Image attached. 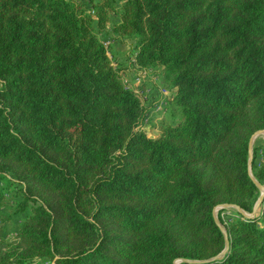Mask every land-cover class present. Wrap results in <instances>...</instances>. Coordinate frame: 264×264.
I'll list each match as a JSON object with an SVG mask.
<instances>
[{"label":"trees","instance_id":"trees-1","mask_svg":"<svg viewBox=\"0 0 264 264\" xmlns=\"http://www.w3.org/2000/svg\"><path fill=\"white\" fill-rule=\"evenodd\" d=\"M111 38L171 95L156 138ZM258 132L264 0H0V208L15 183L23 216L0 264H264V197L214 217L253 214Z\"/></svg>","mask_w":264,"mask_h":264},{"label":"rangeland","instance_id":"rangeland-1","mask_svg":"<svg viewBox=\"0 0 264 264\" xmlns=\"http://www.w3.org/2000/svg\"><path fill=\"white\" fill-rule=\"evenodd\" d=\"M84 1L87 2L88 0ZM112 37H118V35H114ZM110 44L112 46V49L111 51L110 48L109 50H107V55L109 59H111L113 62V68L121 70V73H123V71L130 70V66L133 65L135 62L130 59L129 56L131 54V48L133 44L132 41L128 38H111ZM120 61L124 63L122 64V66H120ZM133 71L135 81L133 80V83L130 84L126 81V77H124L123 82L128 85L127 88L131 87L135 92H137V96L142 101L143 107L147 109V115L145 117V120L138 127V130L142 131L148 138H156L160 134L162 127L166 124H174L175 119L173 120L170 117L172 111L170 107H168V109L160 115L153 114L151 109L157 102L164 100V93H167L170 98L171 95L167 88L162 85L161 78L157 76V70L140 71L138 73L135 70ZM145 82L148 84V86L150 87L149 90H151L152 92L146 90L145 85H143ZM150 93L154 94L151 95ZM253 156H255V160L253 159ZM253 160L254 168H258L261 161L264 160V135L256 136L253 139L251 161ZM250 173L251 175L253 173L251 167ZM7 189L8 192L6 193L8 194L7 196H5L4 204L0 208V238L6 241H13L15 239L14 233L16 232V229L19 227V225L22 223L23 216L14 215L12 212V209L17 203L16 201L20 200L19 197H15V194L18 193L17 185L13 183V185H10V187H8ZM222 209H224V211H221ZM256 213H258V211ZM214 217L220 227L223 228L224 224L228 223L233 217V208L220 207L215 210ZM10 227H12V229H10ZM9 229L10 231H8ZM10 232L11 234H9ZM35 264L48 263L36 262ZM176 264H179V262H177Z\"/></svg>","mask_w":264,"mask_h":264},{"label":"water","instance_id":"water-1","mask_svg":"<svg viewBox=\"0 0 264 264\" xmlns=\"http://www.w3.org/2000/svg\"><path fill=\"white\" fill-rule=\"evenodd\" d=\"M259 135H264V132H258V133L255 134V135L251 138V140L249 141V173H250V166H251V163H252V161H251V151H252V143H253V139H254V137L259 136ZM250 176H251V173H250ZM252 181L254 182L255 186L257 187V189H258L259 192H260V197L258 198L257 202L255 203V207H254V210H253V214H251V215L248 216V215H246L245 213H243L239 208H234V207H232V208L235 209L238 213L244 215V216L247 217V218H253V217H254V215H255V213L258 211L259 206H260V203L262 202V199H263V197H264V186L259 185V184H258L253 178H252ZM225 207H229V208H230L231 206H225ZM215 221H216V220H215ZM216 222H217V221H216ZM218 225H219V224H218ZM221 229H222V228H221ZM222 230H223V229H222ZM223 233H225V232L223 231ZM228 247H229V244H228V241L226 240V242H225V249H224L222 255L227 251ZM217 259H219V258H217Z\"/></svg>","mask_w":264,"mask_h":264},{"label":"built area","instance_id":"built-area-1","mask_svg":"<svg viewBox=\"0 0 264 264\" xmlns=\"http://www.w3.org/2000/svg\"><path fill=\"white\" fill-rule=\"evenodd\" d=\"M103 45H104V47H105V49H106V51L107 50H109V48L111 47V44H110V41L109 40H105L104 42H103ZM134 64H135V62H134ZM128 86V85H127ZM129 89L130 90H132L133 91V93H135L136 95H137V92H135L134 90H133V88H131V87H129ZM164 100L163 101H160V102H157L153 107H152V113L153 114H155V115H160V114H162V113H164L167 109H168V107H169V103L171 102V98H170V96L166 93H164Z\"/></svg>","mask_w":264,"mask_h":264},{"label":"crops","instance_id":"crops-1","mask_svg":"<svg viewBox=\"0 0 264 264\" xmlns=\"http://www.w3.org/2000/svg\"><path fill=\"white\" fill-rule=\"evenodd\" d=\"M99 1L100 0H96L95 3H99ZM112 22L113 23H116V22H118V20L117 19H113ZM111 49H112V46L110 47V51H111ZM112 64H113V62H112ZM122 64H124V63L122 61H120V66H122ZM130 67H131L130 70L123 71L122 77H123V81H124V77H126V81L129 82L130 84H132L133 83V80L135 81V79H134L135 76H134V73H133L134 72L133 70H135V67H134V65H131ZM145 83L143 85H145L146 90L152 92L151 90H149L150 87L148 86V84L147 83L145 84ZM150 94L153 95L154 93H150Z\"/></svg>","mask_w":264,"mask_h":264}]
</instances>
